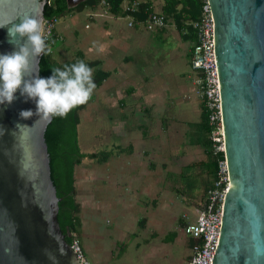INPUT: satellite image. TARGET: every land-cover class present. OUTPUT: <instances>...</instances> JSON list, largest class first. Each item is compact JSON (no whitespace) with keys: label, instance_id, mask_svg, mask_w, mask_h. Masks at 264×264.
Instances as JSON below:
<instances>
[{"label":"rangeland","instance_id":"rangeland-1","mask_svg":"<svg viewBox=\"0 0 264 264\" xmlns=\"http://www.w3.org/2000/svg\"><path fill=\"white\" fill-rule=\"evenodd\" d=\"M150 2L159 13L162 0ZM129 20L98 7L68 13L56 24L62 37L52 48L56 62L80 52L86 60L101 61L110 74L78 114L79 152H112L105 162L84 158L75 167L83 206L80 242L91 264H187L190 250L177 220L191 222L203 201L201 187L183 191L179 174L203 158L201 148L190 144L199 100L189 43L170 21L160 32L128 27ZM171 231L176 239L163 242Z\"/></svg>","mask_w":264,"mask_h":264},{"label":"water","instance_id":"water-1","mask_svg":"<svg viewBox=\"0 0 264 264\" xmlns=\"http://www.w3.org/2000/svg\"><path fill=\"white\" fill-rule=\"evenodd\" d=\"M85 0H65L72 9ZM219 88L227 190L210 264H264V0H205ZM47 0H0V54L14 51L11 23L43 22ZM26 40V38H24ZM40 57L32 61L38 74ZM17 91L0 105V264H78L56 221L44 132L50 122ZM17 124L25 127H17Z\"/></svg>","mask_w":264,"mask_h":264},{"label":"trees","instance_id":"trees-1","mask_svg":"<svg viewBox=\"0 0 264 264\" xmlns=\"http://www.w3.org/2000/svg\"><path fill=\"white\" fill-rule=\"evenodd\" d=\"M136 0H85L72 9H67L65 0H47V5L44 9L45 18H57L68 13H79L83 10L94 12L98 7H101V2L106 3L107 12L111 17H125L128 13L121 8L123 2H132ZM136 11L129 13L133 21V27L139 25L144 26V23L153 12V6L150 1H136ZM204 0H162L159 9V14L164 19V26L170 21L172 22L178 36L184 42L189 43L187 53L188 61L190 58V49L195 41L192 30V23L195 22L200 14V9ZM158 31L162 32L163 28ZM55 44V43H54ZM54 44L51 45L53 48ZM78 60H83L89 67L94 70V81L99 88L102 83L109 77V72L101 69V61L86 60L80 52L70 59L58 63L50 55L41 56L38 62V74L42 78H47L52 75L51 69L59 67L63 69L64 65H71ZM86 106L82 105L73 109L66 117L53 118L46 126L44 132V141L46 144L47 154L49 158L50 180L55 189V195L58 199L56 221L61 234L67 244L75 237L80 245V230L81 217L80 204L76 201V189L74 186V168L81 164L84 158L95 160L98 164L105 162L112 155L110 151H100L98 153L83 154L80 153L76 144V127L79 123V112ZM194 138L190 141L191 145L201 148L203 158L187 164L183 170L179 172L180 176L184 177L185 183L183 191L190 193L197 187L202 188V203L198 210L204 209V203L207 191L212 188V182L215 178L216 163L223 159L222 153L213 154L212 144L209 140V134L212 128L208 125L206 114L199 102V117L196 123H193ZM128 152H131V146L128 145ZM123 153V149H118V153ZM144 219L140 221L142 224ZM187 224L182 218H178L177 225L181 230ZM177 237L176 231H171L163 239L165 243H172ZM185 246L190 250L192 241L186 238ZM83 249V247H82ZM84 250V249H83ZM187 257V262L189 261Z\"/></svg>","mask_w":264,"mask_h":264},{"label":"built area","instance_id":"built-area-1","mask_svg":"<svg viewBox=\"0 0 264 264\" xmlns=\"http://www.w3.org/2000/svg\"><path fill=\"white\" fill-rule=\"evenodd\" d=\"M136 1L123 2L121 8L128 13V27L133 25L129 13L136 11ZM104 13L107 5L101 2ZM57 18L44 19L46 33H50V45L61 42L62 37L56 30ZM164 26V19L159 13L147 17L144 27L147 31H156ZM195 41L189 51V67L196 73L193 82L196 96L204 109L208 125L212 128L209 140L212 144L213 154H223L222 132L220 123L219 88L217 82L214 51L212 43V19L209 8L204 0L198 19L192 23ZM87 28V26L85 27ZM227 190V173L224 158L216 163L215 178L212 188L207 191L204 209L196 210L191 222L181 230L182 235L192 241L190 258L187 264H210L219 236L221 208L224 194ZM72 253L78 264H91L85 257L84 250L79 241L73 237L69 243Z\"/></svg>","mask_w":264,"mask_h":264},{"label":"clouds","instance_id":"clouds-1","mask_svg":"<svg viewBox=\"0 0 264 264\" xmlns=\"http://www.w3.org/2000/svg\"><path fill=\"white\" fill-rule=\"evenodd\" d=\"M18 18L20 23L12 22L8 29L9 42L15 50L0 54V105H11L19 91L25 102L31 100L36 106L35 113L30 109L21 110L20 118L27 120L35 115L37 123L64 118L73 109L87 104L97 87L94 70L83 60H78L64 65L63 69L53 67L50 77L33 75L32 61L53 51L48 43L50 33H46L40 19L29 15ZM0 27L7 26L0 24ZM96 46L93 42V47ZM17 127L25 126L17 124Z\"/></svg>","mask_w":264,"mask_h":264},{"label":"crops","instance_id":"crops-1","mask_svg":"<svg viewBox=\"0 0 264 264\" xmlns=\"http://www.w3.org/2000/svg\"><path fill=\"white\" fill-rule=\"evenodd\" d=\"M136 1H138V0H136ZM147 1H150V0H147ZM153 12H154V10H153ZM125 60V59H124ZM140 97V95H138V91H137V89H136V100H139V99H141V98H139ZM143 110H148V109H143ZM148 112V111H147ZM81 164H82V162H81ZM79 166V165H78ZM96 166H97V164H96ZM73 174H75V168H74V172H73ZM90 176H92V174L90 173ZM74 186H75V178H74ZM75 199H76V201L80 204V207H81V211H82V208H83V206H82V203L81 202H79L77 199H78V196H77V194H76V196H75ZM96 205V204H95ZM81 225H82V222H81Z\"/></svg>","mask_w":264,"mask_h":264}]
</instances>
